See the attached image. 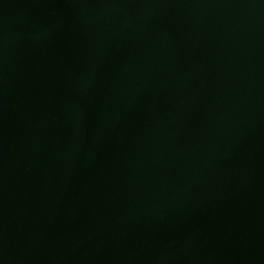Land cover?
Returning <instances> with one entry per match:
<instances>
[{"label":"water","instance_id":"95a60500","mask_svg":"<svg viewBox=\"0 0 264 264\" xmlns=\"http://www.w3.org/2000/svg\"><path fill=\"white\" fill-rule=\"evenodd\" d=\"M0 264H264V0H0Z\"/></svg>","mask_w":264,"mask_h":264}]
</instances>
